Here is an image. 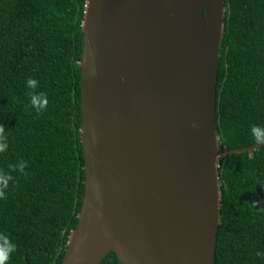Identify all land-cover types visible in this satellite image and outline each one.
I'll list each match as a JSON object with an SVG mask.
<instances>
[{
    "label": "water",
    "instance_id": "1",
    "mask_svg": "<svg viewBox=\"0 0 264 264\" xmlns=\"http://www.w3.org/2000/svg\"><path fill=\"white\" fill-rule=\"evenodd\" d=\"M224 0H86L83 203L61 264H214Z\"/></svg>",
    "mask_w": 264,
    "mask_h": 264
},
{
    "label": "trees",
    "instance_id": "2",
    "mask_svg": "<svg viewBox=\"0 0 264 264\" xmlns=\"http://www.w3.org/2000/svg\"><path fill=\"white\" fill-rule=\"evenodd\" d=\"M224 38L216 90L222 147L256 144L264 128V0H224ZM86 0H0V124L9 172L0 199V233L16 251L6 264H61L85 192L82 127L83 20ZM38 81L25 87L27 78ZM44 92L47 108L29 105ZM27 162L24 173L10 165ZM221 225L214 264H264V146L220 158ZM252 202H256V205ZM100 264H123L115 252Z\"/></svg>",
    "mask_w": 264,
    "mask_h": 264
},
{
    "label": "clouds",
    "instance_id": "3",
    "mask_svg": "<svg viewBox=\"0 0 264 264\" xmlns=\"http://www.w3.org/2000/svg\"><path fill=\"white\" fill-rule=\"evenodd\" d=\"M38 85V81L32 77H29L25 81V87L28 89H35ZM29 105L34 108L37 113L42 112L47 108L48 100L47 95L44 92L30 93ZM252 135L257 144H264V128L253 124L251 126ZM8 149V138L4 131V126L0 124V152H6ZM28 167L27 162L24 160L17 161L16 164L10 165L12 171L24 173ZM13 177L9 172H0V199L7 197V191L9 187V181ZM256 205V202H252ZM16 244L12 241L7 233H0V264H6L11 255L16 251ZM258 257H264V252L256 251Z\"/></svg>",
    "mask_w": 264,
    "mask_h": 264
}]
</instances>
